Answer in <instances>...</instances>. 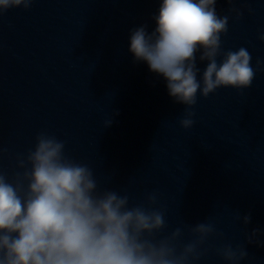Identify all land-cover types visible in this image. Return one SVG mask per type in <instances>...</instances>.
Wrapping results in <instances>:
<instances>
[{"label": "clouds", "instance_id": "obj_1", "mask_svg": "<svg viewBox=\"0 0 264 264\" xmlns=\"http://www.w3.org/2000/svg\"><path fill=\"white\" fill-rule=\"evenodd\" d=\"M35 0H0V16L9 9L29 10ZM217 0H160L156 27L147 26L130 33L129 51L136 62H146L151 72L162 76L170 97L183 104L179 124L190 129L196 121L193 107L197 94L207 98L220 88L239 93L252 86L264 61L256 60L245 47L224 50L223 35L229 20H240L246 5L228 0L227 14L216 11ZM264 41V33H258ZM199 61L207 62L201 73ZM112 119L104 121L108 127ZM6 151L0 147V155ZM11 178L0 167V264H196L210 250L227 264H241L249 258L246 244L264 246V231H244L245 243L214 247L220 238L212 220L188 227L191 239L181 243L180 227L164 238L166 211L158 205V195L146 197L147 206H130L127 192L98 190L93 170L65 154V141L47 131L35 137V146L16 157ZM234 220L243 226L251 213L235 212Z\"/></svg>", "mask_w": 264, "mask_h": 264}]
</instances>
